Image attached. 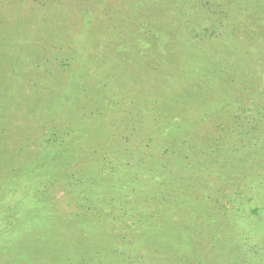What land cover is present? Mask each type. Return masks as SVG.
Returning <instances> with one entry per match:
<instances>
[{"label":"rangeland","instance_id":"obj_1","mask_svg":"<svg viewBox=\"0 0 264 264\" xmlns=\"http://www.w3.org/2000/svg\"><path fill=\"white\" fill-rule=\"evenodd\" d=\"M0 264H264V0H0Z\"/></svg>","mask_w":264,"mask_h":264},{"label":"trees","instance_id":"obj_2","mask_svg":"<svg viewBox=\"0 0 264 264\" xmlns=\"http://www.w3.org/2000/svg\"><path fill=\"white\" fill-rule=\"evenodd\" d=\"M221 22H222V20H221L220 18H218V20H217V22H216V23H217V25H220V24H221ZM217 25H216V26H217Z\"/></svg>","mask_w":264,"mask_h":264}]
</instances>
